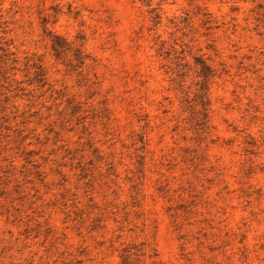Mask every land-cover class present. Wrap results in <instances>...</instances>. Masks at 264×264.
<instances>
[{
	"label": "rangeland",
	"instance_id": "374dc122",
	"mask_svg": "<svg viewBox=\"0 0 264 264\" xmlns=\"http://www.w3.org/2000/svg\"><path fill=\"white\" fill-rule=\"evenodd\" d=\"M125 262L264 264V0H0V264Z\"/></svg>",
	"mask_w": 264,
	"mask_h": 264
},
{
	"label": "trees",
	"instance_id": "16d2710c",
	"mask_svg": "<svg viewBox=\"0 0 264 264\" xmlns=\"http://www.w3.org/2000/svg\"><path fill=\"white\" fill-rule=\"evenodd\" d=\"M158 8H154L153 11L157 10ZM155 17H159V10L155 11ZM50 37H51V42H52V49L54 51V54L57 58H65L68 54V52L70 51V46L69 44L63 39L61 38V36L57 35V34H51L50 33ZM76 59L78 60V62L81 64H83V56L81 54V50L78 48L76 49ZM67 62H71L70 59H67ZM125 264H128L127 262H125Z\"/></svg>",
	"mask_w": 264,
	"mask_h": 264
}]
</instances>
